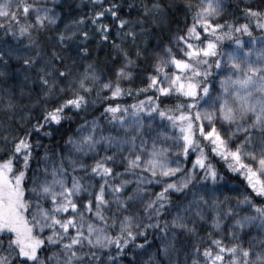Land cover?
I'll return each instance as SVG.
<instances>
[{"label":"snow or ice","instance_id":"obj_1","mask_svg":"<svg viewBox=\"0 0 264 264\" xmlns=\"http://www.w3.org/2000/svg\"><path fill=\"white\" fill-rule=\"evenodd\" d=\"M0 264H264V0H0Z\"/></svg>","mask_w":264,"mask_h":264},{"label":"trees","instance_id":"obj_2","mask_svg":"<svg viewBox=\"0 0 264 264\" xmlns=\"http://www.w3.org/2000/svg\"><path fill=\"white\" fill-rule=\"evenodd\" d=\"M228 2H229V3H234L235 0H228ZM84 11H88V9H85ZM242 39L247 40L248 37L244 36V37H242ZM227 43H229V42H226V46H227ZM99 55L101 56V58H103V52H101ZM125 86L127 87L128 85H125ZM143 98H144L143 96H140V97H139V99H143ZM116 102H118V103H120V104H122V105H126V104H132V103H135V102H136V99L133 98V97H123V98H121L120 100H118V101H116ZM98 104H99V102H98ZM105 106H106V105H105ZM194 158H195V156L193 155V159H194ZM217 159H218V158H217ZM220 163L222 164L223 162L221 161ZM189 166H190V165H189ZM221 170H222V171H225V173H226V170H225V169H221ZM226 174L229 176L230 179H232V174H230V173H226ZM240 183H241L240 180L232 179V185H233V186L238 185V184H240ZM230 194H234V193H230Z\"/></svg>","mask_w":264,"mask_h":264}]
</instances>
